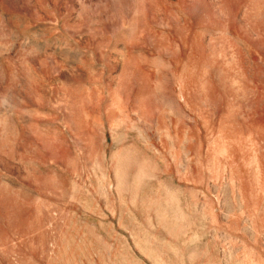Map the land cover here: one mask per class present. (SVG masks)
<instances>
[{
    "label": "rangeland",
    "instance_id": "374dc122",
    "mask_svg": "<svg viewBox=\"0 0 264 264\" xmlns=\"http://www.w3.org/2000/svg\"><path fill=\"white\" fill-rule=\"evenodd\" d=\"M0 264H264V0H0Z\"/></svg>",
    "mask_w": 264,
    "mask_h": 264
}]
</instances>
